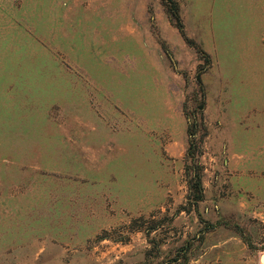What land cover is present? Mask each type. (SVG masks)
I'll return each instance as SVG.
<instances>
[{
	"label": "rangeland",
	"instance_id": "rangeland-1",
	"mask_svg": "<svg viewBox=\"0 0 264 264\" xmlns=\"http://www.w3.org/2000/svg\"><path fill=\"white\" fill-rule=\"evenodd\" d=\"M262 257L264 0H0V264Z\"/></svg>",
	"mask_w": 264,
	"mask_h": 264
},
{
	"label": "bare ground",
	"instance_id": "bare-ground-1",
	"mask_svg": "<svg viewBox=\"0 0 264 264\" xmlns=\"http://www.w3.org/2000/svg\"><path fill=\"white\" fill-rule=\"evenodd\" d=\"M262 262L264 263V257H262Z\"/></svg>",
	"mask_w": 264,
	"mask_h": 264
},
{
	"label": "trees",
	"instance_id": "trees-1",
	"mask_svg": "<svg viewBox=\"0 0 264 264\" xmlns=\"http://www.w3.org/2000/svg\"><path fill=\"white\" fill-rule=\"evenodd\" d=\"M201 191V190H200Z\"/></svg>",
	"mask_w": 264,
	"mask_h": 264
}]
</instances>
